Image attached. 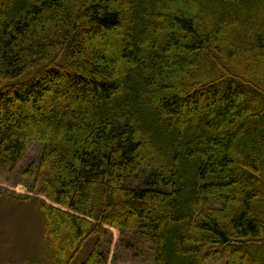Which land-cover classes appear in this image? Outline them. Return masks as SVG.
I'll list each match as a JSON object with an SVG mask.
<instances>
[{"label": "trees", "instance_id": "1", "mask_svg": "<svg viewBox=\"0 0 264 264\" xmlns=\"http://www.w3.org/2000/svg\"><path fill=\"white\" fill-rule=\"evenodd\" d=\"M1 168L30 264H264V0H0Z\"/></svg>", "mask_w": 264, "mask_h": 264}, {"label": "rangeland", "instance_id": "2", "mask_svg": "<svg viewBox=\"0 0 264 264\" xmlns=\"http://www.w3.org/2000/svg\"><path fill=\"white\" fill-rule=\"evenodd\" d=\"M37 127L31 126L32 134ZM5 170L1 168L0 172ZM27 196L42 197L27 191L24 184L13 185L0 180V264H30L31 258L42 254V216L34 202L23 201ZM111 229L116 238L117 229Z\"/></svg>", "mask_w": 264, "mask_h": 264}]
</instances>
